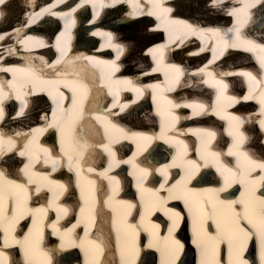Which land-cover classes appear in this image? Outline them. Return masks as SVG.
Returning <instances> with one entry per match:
<instances>
[{"label": "bare ground", "instance_id": "6f19581e", "mask_svg": "<svg viewBox=\"0 0 264 264\" xmlns=\"http://www.w3.org/2000/svg\"><path fill=\"white\" fill-rule=\"evenodd\" d=\"M168 1L28 0L9 15L22 0L0 3V264H264V138L254 129L264 81L232 68L245 62L233 48L264 40L248 33L264 35V3L233 0L229 27ZM205 1L233 14L227 0ZM127 5L143 11L127 18ZM149 16L166 43L144 47L149 72L134 59L126 68L134 35L120 27ZM49 21L57 31L44 30ZM89 34L100 43L80 44ZM194 46L211 50L197 70L186 57ZM106 47L112 59L98 52Z\"/></svg>", "mask_w": 264, "mask_h": 264}, {"label": "rangeland", "instance_id": "374dc122", "mask_svg": "<svg viewBox=\"0 0 264 264\" xmlns=\"http://www.w3.org/2000/svg\"><path fill=\"white\" fill-rule=\"evenodd\" d=\"M27 1L28 0H22V2H21V4L19 5V4H17V2H16V4L15 3H13L14 5H12V7H11V4L10 5H8V6H10L11 7V9H10V11H9V8H8V6H6L5 7V10H6V13L9 15L10 13L9 12H11V13H15V14H20V11L21 10H23L24 8H25V6H26V4H27ZM131 5V4H130ZM176 5V7L179 9V8H181V9H183V10H185V11H187V12H189V13H191V14H195V16H197V17H199V18H203V19H209L210 21L211 20H213V19H215L216 17H217V14H218V12H215V11H213V10H209L206 6H207V4H206V1L205 0H200V1H198V0H196L195 2H191V1H189V0H185V1H179V2H177V4H175ZM24 6V7H23ZM205 6V7H204ZM209 6V5H208ZM130 7V6H129ZM132 7V6H131ZM133 9L135 8L134 6L132 7ZM138 9H140L139 7H138ZM15 11V12H14ZM122 11H124V12H126L127 11V9H125V10H121V11H119L118 13L120 14H122L123 12ZM115 13V12H114ZM214 13V14H213ZM129 14H132V15H134V13H128L127 14V18L130 16ZM181 14H183V12L181 13ZM21 16H22V14H21ZM188 16L190 17V15L188 14ZM106 17H112L111 15H107ZM14 18H16V17H14ZM191 18V17H190ZM145 19H142V18H138L137 20H135L134 22H133V26H123V27H120L122 30H120V33L123 35V34H125V36L126 35H134V37H133V39H131V41L128 43V44H130V49H131V56H128L124 61H123V63H124V65H125V67L126 68H129V67H131V63H133V59H134V61H140L139 62V64H138V66L136 65V68H138L139 67V65H142L141 67H139V68H146L148 65H150L151 64V57L150 58H148L147 57V53L144 51V47L146 46V45H148L149 43H151V41H152V39H153V37H156L157 38V36H155V35H153V34H151L148 30V20H145ZM15 21H17V19H13V20H11V23L9 24V26H12L14 23H15ZM115 21H117V20H115ZM214 21V20H213ZM204 22H206V21H204ZM134 23H136V24H134ZM151 25H153V23L151 24ZM8 26V27H9ZM44 26V30H48V31H53L54 30V28L55 29H58V27L59 26H54L53 27V22H51V21H49V22H45V24L43 25ZM152 30V29H151ZM152 31H155V30H152ZM47 32V31H46ZM154 40H156V39H154ZM153 40V41H154ZM79 41V40H78ZM84 42V43H83ZM86 42L89 44H91V45H93V43H92V41L90 40V42L89 41H82L81 42V40L79 41V43L80 44H86ZM89 44V45H90ZM207 47V48H206ZM194 48L195 49H193V51H191V53L189 54V55H187L186 57H189L190 58V60H191V63H192V66H194V70H197V69H199V65H201V63H205L204 62V59L203 58H205L206 59V57H209V54L207 55V53H208V51H211L210 49H208V46H205V48L204 49H198V48H196L195 46H194ZM130 51V50H129ZM240 55V60L241 59H245V61H246V56L245 55H241V54H239ZM199 58V59H198ZM196 60V61H195ZM237 60H239V59H237ZM147 61V62H146ZM234 61H236L235 59H234ZM198 63V64H197ZM239 64V63H238ZM152 65V64H151ZM241 80H242V78H240V80H239V82H241ZM232 84L234 85V86H236V83H235V81L234 82H232ZM38 105V102H37V104H35L34 105V107H36ZM49 113H48V111L46 112V113H44V114H41V113H36V114H33V115H31V117L29 118L30 119V121L29 122H31V121H39V120H41V118H43V117H45V116H47ZM142 116H144V115H142ZM140 117V116H139Z\"/></svg>", "mask_w": 264, "mask_h": 264}, {"label": "trees", "instance_id": "16d2710c", "mask_svg": "<svg viewBox=\"0 0 264 264\" xmlns=\"http://www.w3.org/2000/svg\"><path fill=\"white\" fill-rule=\"evenodd\" d=\"M189 1H191V2H195L196 0H189ZM198 1H200V0H198Z\"/></svg>", "mask_w": 264, "mask_h": 264}, {"label": "snow or ice", "instance_id": "6c2138e0", "mask_svg": "<svg viewBox=\"0 0 264 264\" xmlns=\"http://www.w3.org/2000/svg\"><path fill=\"white\" fill-rule=\"evenodd\" d=\"M4 2V0H0V3H3Z\"/></svg>", "mask_w": 264, "mask_h": 264}, {"label": "water", "instance_id": "95a60500", "mask_svg": "<svg viewBox=\"0 0 264 264\" xmlns=\"http://www.w3.org/2000/svg\"><path fill=\"white\" fill-rule=\"evenodd\" d=\"M193 260V259H192Z\"/></svg>", "mask_w": 264, "mask_h": 264}]
</instances>
